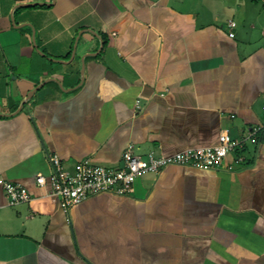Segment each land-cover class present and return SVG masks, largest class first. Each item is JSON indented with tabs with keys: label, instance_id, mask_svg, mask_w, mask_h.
<instances>
[{
	"label": "crops",
	"instance_id": "1",
	"mask_svg": "<svg viewBox=\"0 0 264 264\" xmlns=\"http://www.w3.org/2000/svg\"><path fill=\"white\" fill-rule=\"evenodd\" d=\"M263 112L264 0H0V171L31 194L0 184V264H264V134L236 169L168 165L69 213L35 181L54 155L121 166Z\"/></svg>",
	"mask_w": 264,
	"mask_h": 264
},
{
	"label": "built area",
	"instance_id": "2",
	"mask_svg": "<svg viewBox=\"0 0 264 264\" xmlns=\"http://www.w3.org/2000/svg\"><path fill=\"white\" fill-rule=\"evenodd\" d=\"M228 25L231 28L229 36L234 37L236 22L230 19ZM262 134H264V112L261 120L247 128L242 137L236 138L224 133L213 144L189 147L169 155L149 153L142 156L136 153L135 145L129 143L122 154L121 166L96 163L92 158L87 157L79 160L73 171H68L63 167L60 158L54 155L51 157V174L46 176L38 173L35 181L42 187L50 184L49 193L56 197L64 211L69 213L72 207L98 193L128 195L133 191L134 183L139 176L158 173L168 165L218 169L227 161V169H236L246 163L245 157L236 152L243 150L248 141L258 142ZM0 184L4 189L7 205L31 200V194L23 184L6 179L1 171Z\"/></svg>",
	"mask_w": 264,
	"mask_h": 264
}]
</instances>
